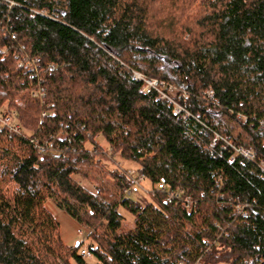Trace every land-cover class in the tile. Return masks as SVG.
I'll return each mask as SVG.
<instances>
[{"label": "trees", "instance_id": "1", "mask_svg": "<svg viewBox=\"0 0 264 264\" xmlns=\"http://www.w3.org/2000/svg\"><path fill=\"white\" fill-rule=\"evenodd\" d=\"M0 110V264H264V0H0Z\"/></svg>", "mask_w": 264, "mask_h": 264}, {"label": "built area", "instance_id": "2", "mask_svg": "<svg viewBox=\"0 0 264 264\" xmlns=\"http://www.w3.org/2000/svg\"><path fill=\"white\" fill-rule=\"evenodd\" d=\"M129 83L137 88L142 89L145 95H152L153 93L160 94V85L155 80H148L145 77H142L136 73H133L132 76L129 79ZM172 93V91H171ZM162 99H165V96L163 94H160ZM184 100L186 101L187 98L184 97ZM174 114L175 116L184 117V111L183 109L178 105L174 108ZM5 129L6 132H8L11 136H16L20 133V127L18 124V119L15 114L4 112L3 110H0V129ZM218 144V139H216L213 143V147H215ZM53 145L49 144L45 149H42L41 152H45L46 149H52ZM237 156H243L251 161H256V154L253 151H246V150H237L236 151ZM262 169L264 170V164L261 165ZM129 178L131 179L133 186L131 190L126 191L124 194L125 196L129 197L131 194H133L134 191H138L142 195H150V193H146L145 189L143 188V185L145 184V176L144 175H135L133 172L128 173ZM153 192V193H152ZM152 194L157 195H165V199L168 205H183L186 208L191 207V198L185 197L180 192H169L168 189L164 185H159L155 190H153ZM235 214L238 216H241L245 219L248 218L247 213L245 212V208L242 204H238L235 206L234 210ZM83 256L89 257L88 253L86 251H83Z\"/></svg>", "mask_w": 264, "mask_h": 264}, {"label": "rangeland", "instance_id": "3", "mask_svg": "<svg viewBox=\"0 0 264 264\" xmlns=\"http://www.w3.org/2000/svg\"><path fill=\"white\" fill-rule=\"evenodd\" d=\"M218 35H219L218 30H215L213 32V34L211 35V39H213L214 41H218V37H219ZM111 163L112 164L109 165V167H111V168L115 169V168L121 166L123 169L125 168L128 170H131L133 173H134V171L136 172V166L127 164L119 156L115 160L112 159ZM84 186L87 189L94 191L93 188L91 186H89L88 184H84ZM143 188L145 189L146 193H150L149 197L154 198V200H156L158 197H160L157 194H152L153 188H151L147 183H145L143 185ZM162 196H165V195H162ZM165 201H166V199H165ZM193 204H194V202L191 201V206ZM46 208L54 216V218L59 222V224L61 225L62 239L67 246L76 247L78 244L85 242V239L88 236L87 230L80 228L79 225L73 219H71L66 213L57 209L52 203H48ZM122 214H123V217L125 218L127 224L132 226L133 225V218L131 216L125 214V213H122ZM87 261L89 262V264H98L97 261L91 257H89L87 259Z\"/></svg>", "mask_w": 264, "mask_h": 264}]
</instances>
